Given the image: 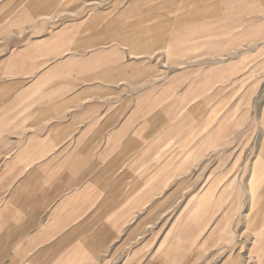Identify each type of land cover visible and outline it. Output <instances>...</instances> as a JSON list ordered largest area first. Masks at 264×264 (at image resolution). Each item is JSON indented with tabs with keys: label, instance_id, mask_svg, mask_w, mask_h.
<instances>
[{
	"label": "crops",
	"instance_id": "0c3cea01",
	"mask_svg": "<svg viewBox=\"0 0 264 264\" xmlns=\"http://www.w3.org/2000/svg\"><path fill=\"white\" fill-rule=\"evenodd\" d=\"M82 12L90 20V0H0V30L34 31L1 38L10 48L0 56V264H196L207 245L222 253L224 243L238 255L225 263L239 264L243 242L222 216V175L213 195L198 197L190 190L204 181L185 179L234 141L222 128L206 133L209 95L221 113L234 75L191 66L189 41H76L89 48L64 51L72 41L48 31L78 23ZM131 42L155 48L137 52ZM222 121L221 113L215 126ZM261 157L230 194L231 217L247 208L245 246L258 264L264 149ZM181 190L194 208L182 230L163 231Z\"/></svg>",
	"mask_w": 264,
	"mask_h": 264
},
{
	"label": "rangeland",
	"instance_id": "374dc122",
	"mask_svg": "<svg viewBox=\"0 0 264 264\" xmlns=\"http://www.w3.org/2000/svg\"><path fill=\"white\" fill-rule=\"evenodd\" d=\"M86 16L82 12L78 23H64L63 29L48 31L47 36L72 41L74 45H64V51L89 48L75 45L76 41H189L185 49L190 53L191 66L199 62L205 63L208 69L222 65L234 75L224 86L221 112L223 126H215L221 113L214 108V94L209 95L212 101L209 97L206 111V133L213 136L222 128L223 136H233L234 141L229 142L230 145L222 152H212L207 157L205 173L186 175L185 179L204 181L203 189L190 190L192 197H198L205 192L213 195L215 177L222 175V216L224 220L229 217V221L233 218L234 222H229L228 226H233L234 232L241 236L240 241L243 242L244 252L240 253L238 263L258 264L255 255L247 253L248 247L245 246L251 242L246 236L250 235L252 229L247 223V208L235 205L234 209H239V212H234L231 217L230 194L231 181L246 180L252 166L262 160L264 149V0H90V20ZM15 33L23 38L34 35V31L1 29L0 56L10 48L6 45L7 41L1 38ZM131 43L127 48L136 49L137 52H140L138 49L155 48L133 44L138 42ZM165 48L170 52H181L180 49H183L178 45ZM232 87L233 93L225 92ZM231 146L233 154L230 152ZM185 179L181 177L179 181ZM183 196L181 190L178 197ZM183 202V198L178 201L168 222L160 221L163 231L171 227L172 223V229L182 230L186 211L194 208L183 205ZM207 219L204 231L209 234L215 221L214 210ZM226 226L225 221L223 233L230 231ZM218 250L207 245L206 253L196 264H226L227 259L238 256L228 254L226 250H230V247L226 248L225 243L222 253Z\"/></svg>",
	"mask_w": 264,
	"mask_h": 264
}]
</instances>
